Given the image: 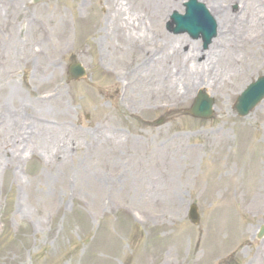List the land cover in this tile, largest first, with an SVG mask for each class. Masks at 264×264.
I'll return each instance as SVG.
<instances>
[{
	"label": "rangeland",
	"instance_id": "374dc122",
	"mask_svg": "<svg viewBox=\"0 0 264 264\" xmlns=\"http://www.w3.org/2000/svg\"><path fill=\"white\" fill-rule=\"evenodd\" d=\"M184 1L157 11L160 32L153 19L141 21L148 57L163 50L166 37L208 50L165 29ZM199 1L213 15L215 4L227 11L230 30L247 20V0ZM262 1L255 0L264 10ZM114 2L134 23L135 13L150 18L135 0H0L7 20L0 72L7 68L21 92L14 100L0 82V103L19 111L25 124L22 138L2 139L6 158L19 154L0 171V264H192L193 257V264H264V236L256 237L264 224V98L247 116L232 110L237 95L264 75V57L214 93L189 89L178 101L154 96L178 65L171 63L159 82L154 59L127 52L123 41L116 48L117 31L110 29L117 18L108 10ZM14 39L22 48L11 60ZM76 61L87 74L71 80L67 68ZM200 90L214 100L209 119L187 112ZM159 117L165 122L153 126ZM65 150L69 158L60 154ZM95 175L109 185L97 199L87 190ZM190 203L198 208L196 225L187 217Z\"/></svg>",
	"mask_w": 264,
	"mask_h": 264
},
{
	"label": "bare ground",
	"instance_id": "6f19581e",
	"mask_svg": "<svg viewBox=\"0 0 264 264\" xmlns=\"http://www.w3.org/2000/svg\"><path fill=\"white\" fill-rule=\"evenodd\" d=\"M175 1L177 0H135V2L143 8V12L145 14L148 13L150 16V18H148L135 13V18L137 19L135 23L129 17V11L118 2H114L112 6H108L109 13L111 10H114V15L117 18L115 22L112 21L111 27L113 29H110L111 31H117L116 48H118L120 42L123 41L124 48L127 52H135V54L140 57H148L147 48L149 44H147V37L149 34L147 33L148 29L145 26L143 27V22L141 21L146 18L149 19V21L153 19L155 26H157L160 32L163 20H161L162 18L159 17L157 11L171 7L176 3ZM236 1L240 4H245L246 0ZM246 4L249 9L245 13V15L248 16L247 20L244 23L243 20H240L232 30L228 28L226 22L227 18H225L228 12L222 11L216 4L212 6L213 11L216 13L214 18L217 23V35L206 52H201L196 44L190 43L183 37H166V40L163 41V50L158 53L155 51V54L150 55L151 57L145 60L151 62L150 59H154L155 77L159 82H162L160 77L163 71L166 68H169V70L172 69L170 66L171 63L174 66L176 64L178 66L172 69L173 74L166 79L169 80V82L163 84V87L154 88L152 95L158 96L161 93L171 101H178L185 98L189 89L201 88L205 89L207 92L211 90L210 92L214 93V90H218L229 84L227 77L230 76L231 79H239L242 75L246 74L250 68L257 67L261 62V58L264 57V51L261 52L257 48V45H264V10L260 8L262 4L256 3L255 0H247ZM7 13L8 11L5 12V14ZM19 15H21V11L17 9L15 17ZM6 21L5 15L0 16V33L6 30L7 26L4 27ZM247 24L248 27L253 28L252 30H248L250 32L243 31ZM39 29H42V25L39 26ZM184 46L188 47L185 53L182 52ZM21 48V45L19 46L14 39L9 45V58L11 60L17 59L16 52L20 51ZM198 56H202V61L197 62ZM21 61H24V59ZM3 72L7 73L8 78L4 77L2 80L0 79L2 86H6L7 89H9L8 93L11 98L18 100L21 97V92L13 87L8 69L5 68L0 74ZM22 119L23 116L19 111L11 112L7 109L5 104L0 103V171L11 166V159L19 154L12 152L10 157L8 154V158H6L5 153H8L7 150L9 146L5 144L2 148V139L11 142L12 140L15 141L16 139L22 138V135L18 133L20 128H25ZM261 119L264 125V113H262ZM216 134L220 135V137L227 138V133L224 131L218 130ZM60 154L64 158H69V152L66 150L60 152ZM45 157H49V162L55 160V155H51V153ZM42 162L46 163V160L44 159ZM262 168L264 169V163H262ZM45 172L46 170H44V173ZM16 175L15 173V178ZM42 177L43 173L40 174V178ZM71 179L73 180L74 177H66V182H71ZM108 188V182L98 175L91 177L87 186V190L90 194H96V199L97 196L101 197ZM150 198H152L150 201L158 200L154 197ZM261 198L264 200V194L261 195ZM98 202L99 198L97 203ZM99 262L101 264H106L102 259H99ZM195 262L196 258L193 257L191 263L193 264Z\"/></svg>",
	"mask_w": 264,
	"mask_h": 264
},
{
	"label": "water",
	"instance_id": "95a60500",
	"mask_svg": "<svg viewBox=\"0 0 264 264\" xmlns=\"http://www.w3.org/2000/svg\"><path fill=\"white\" fill-rule=\"evenodd\" d=\"M187 11L184 16L173 13L172 19L174 20L176 27L172 29L173 32H188L191 36L197 37L199 33L202 34L204 39L205 46L210 41L211 37L214 34V31H211L210 20L207 19V16L203 15L204 6L197 3L195 0H190L187 4ZM201 17V18H200ZM200 18V22H197L196 19ZM204 24H203V23ZM72 76L79 77L82 75V68L79 65H74L70 67ZM264 96V76L257 79L254 83L248 85L245 91L237 98L236 103L234 104V109L236 112L244 116L246 115L255 104ZM211 106L212 101L203 94H199L196 99L195 105L191 109V113L195 116L208 117L211 115ZM190 218L197 222L198 216L196 213L195 206H192L190 209ZM264 227L259 231L258 236L263 234Z\"/></svg>",
	"mask_w": 264,
	"mask_h": 264
}]
</instances>
